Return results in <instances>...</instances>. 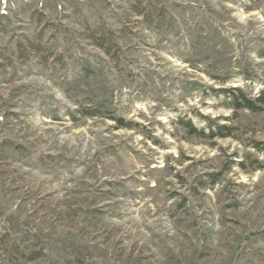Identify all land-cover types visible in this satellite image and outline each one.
Listing matches in <instances>:
<instances>
[{
	"label": "rangeland",
	"instance_id": "1",
	"mask_svg": "<svg viewBox=\"0 0 264 264\" xmlns=\"http://www.w3.org/2000/svg\"><path fill=\"white\" fill-rule=\"evenodd\" d=\"M233 88L264 96V0H0V264H264Z\"/></svg>",
	"mask_w": 264,
	"mask_h": 264
},
{
	"label": "trees",
	"instance_id": "2",
	"mask_svg": "<svg viewBox=\"0 0 264 264\" xmlns=\"http://www.w3.org/2000/svg\"><path fill=\"white\" fill-rule=\"evenodd\" d=\"M98 45L104 46V44L101 43V41L98 42ZM226 93H227L226 94L227 96L231 97V99L233 101V105L235 106L236 109L246 108V109H249L251 111H259V110L263 109V108H260L259 106H257V103L258 102L264 103V96H260L256 100H253L252 98H250L249 96L244 94V92L241 90V88H233L231 90L226 91ZM89 115L95 116L94 114H89ZM183 123L186 126L189 133H191L193 135H197V136L202 137V138H207V139H215L216 137L221 135L220 133L222 130L227 129L226 126H216V128H213L212 126H210L208 129V132H205L203 130L198 131L190 120L187 122H183ZM126 127H131V126L128 125ZM33 259H36V258H33Z\"/></svg>",
	"mask_w": 264,
	"mask_h": 264
}]
</instances>
